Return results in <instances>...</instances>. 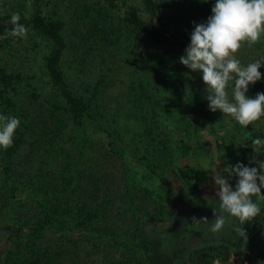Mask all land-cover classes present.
<instances>
[{
    "label": "rangeland",
    "instance_id": "obj_1",
    "mask_svg": "<svg viewBox=\"0 0 264 264\" xmlns=\"http://www.w3.org/2000/svg\"><path fill=\"white\" fill-rule=\"evenodd\" d=\"M214 2L152 0L149 7L144 0H0V116L19 118L14 139L29 138L44 113L49 126L51 118L68 125L59 143L72 136V118L63 111L68 106L63 85L49 67L60 48L56 66L64 80L84 102L93 100L85 118L93 142L84 160L118 174L110 183L122 187L121 194L113 195L116 205L97 220L85 216L87 195L80 190L72 204L75 211L38 236V245L27 242L32 222L21 225L15 211L1 210L0 229L14 231L8 236L14 246L2 253V260L157 264L173 257L172 264H202L200 258L210 253L205 264H264V201L257 199L261 210L249 221L229 217L219 233L207 225V219L215 218L214 209L219 212L211 168L237 162L258 166L253 157L264 160V152L257 153L254 147L259 146L252 145L256 137L264 143V116L245 128L230 115L211 111L201 73L179 61L190 43L193 21L205 22ZM13 14H19L18 23L27 30L23 37L9 34ZM235 55L245 65L264 61V37L251 46L242 43ZM259 92H264V77L250 85L248 95ZM228 94L231 98L230 89ZM189 102L203 114L189 110ZM53 104L59 109L51 113L47 109ZM183 141L192 149L187 157L182 156ZM118 149L125 154L138 149L152 173L138 164H130L127 172L128 162L113 158ZM22 152L29 160L35 155L29 145ZM41 160L55 170L63 157ZM84 178L92 193L91 179ZM235 182L234 177L230 183ZM126 187H132L135 204L127 203ZM138 222L143 225L135 231ZM211 246L222 248L216 252Z\"/></svg>",
    "mask_w": 264,
    "mask_h": 264
},
{
    "label": "trees",
    "instance_id": "obj_2",
    "mask_svg": "<svg viewBox=\"0 0 264 264\" xmlns=\"http://www.w3.org/2000/svg\"><path fill=\"white\" fill-rule=\"evenodd\" d=\"M144 2L147 6H152V0H144ZM38 23L42 25L41 20H39ZM55 39L58 44H61L60 38L57 39L56 37ZM59 53L60 48L52 55L49 67L52 74L55 75L56 79L63 85L64 94L68 102V106H66L63 111L72 118V129L70 131L73 132L72 136L63 141L62 144L59 143V139L66 136L65 128L68 125L64 124L63 119H54L53 121V118H51V126H49L50 119L44 117L46 116L44 111L48 110L54 113L56 109H59L58 105L53 104V108L49 107L47 110L41 112L42 114L44 113V115L43 117L39 115V118L35 122V130H32L29 138L24 135L19 136L14 139L13 144L7 149L0 148V211L3 209L15 211L16 214L14 218L21 225L26 224L30 226V222L34 224L33 227H30V235L26 234V236H29L27 237V242L32 241L33 245H38V236H44V232L47 229L58 224V219L69 214L71 210L75 211L72 204L74 202V196L77 197L80 190L87 195V201H83V209H86V212H88L85 216H87L88 219L94 218L97 220L105 218L106 215H108L109 210L117 203V198L113 195L121 194L120 189H122L120 184L114 186L110 183V180L117 178L118 174L111 173V171L109 172L103 168L97 170V163L95 164L96 166H94L91 165V163H87V160H84L87 148L90 146L91 141L93 142L92 137H90L87 132L85 120L86 115L89 114V109L93 100L90 99L89 102H84L74 94L56 66V61L60 55ZM187 107L196 114H203L194 102H189ZM42 123H46L48 128L44 129L41 125ZM104 131L108 136L111 133L109 130ZM46 144L47 149L45 150ZM183 144L184 148H182L181 151L182 156L187 157V155L192 152V149L186 142L183 141ZM24 145H29L35 153L30 160L22 152ZM118 150L119 151H115L113 158L126 160V162H128L127 165H129L127 166V172L131 168L130 164H138L143 171L152 173L150 163L145 165V158L143 155L137 153L139 152L138 149L136 152H129L128 154H125V152L120 149ZM147 153L149 156L150 152ZM126 155H128L129 158ZM45 156L48 158L52 156L63 157L61 165L58 161L57 164H55L60 168L55 170L51 167L46 168L45 163L52 165V162L46 159L44 163L41 159ZM54 159L55 158H53L52 161H54ZM137 172H139V170H135V172L131 171L132 174L130 177L134 179L135 173ZM85 176L92 181V193L89 192L91 191L90 188L85 186V180H83ZM124 190L125 196L130 195L127 197V203L131 205L135 204L134 197H132V187H126ZM103 193L104 198L102 199ZM252 199L258 202V196L253 195ZM143 211L147 212L146 209ZM153 221L154 219L149 216L148 223ZM142 225V222H138L137 227L133 229L139 231ZM13 233L14 231L10 229H0V239L8 238V236ZM52 239L57 238L53 237ZM9 241V248L6 252H9L14 246V241ZM242 243L243 242H240L239 246ZM62 245L64 246V243H62ZM221 248L222 247L211 246L210 250L218 252L221 251ZM202 251H205V249ZM211 255L210 253H206L205 256L201 257L200 260L202 264H205V261L211 257ZM52 257H54V255H52ZM172 261L173 257H167L157 264H172ZM2 264H9L7 257L5 260H2Z\"/></svg>",
    "mask_w": 264,
    "mask_h": 264
},
{
    "label": "clouds",
    "instance_id": "obj_3",
    "mask_svg": "<svg viewBox=\"0 0 264 264\" xmlns=\"http://www.w3.org/2000/svg\"><path fill=\"white\" fill-rule=\"evenodd\" d=\"M19 19V14L12 15L13 28L9 34L23 37L27 30L18 23ZM193 25L190 43L179 57L180 63L201 73L206 85L205 99L211 111L220 110L240 126L248 127L264 116V92L254 97L248 95L250 85L264 77L260 71L264 61L255 60L245 65L235 54L242 43L247 42L251 46L264 37V0H215L207 20L193 21ZM228 89L231 90V98ZM19 125L20 120L16 116H0V148L7 149L13 144ZM252 145L259 146L254 147L257 153L264 152V143L259 137L252 140ZM253 160L258 166L237 162L220 170L215 165L211 168L219 198V212L214 209L215 218L207 219L212 233L221 232L229 217L244 223L259 214L260 205L253 201L252 196L264 201V160L255 157ZM234 177L235 185L230 183Z\"/></svg>",
    "mask_w": 264,
    "mask_h": 264
},
{
    "label": "water",
    "instance_id": "obj_4",
    "mask_svg": "<svg viewBox=\"0 0 264 264\" xmlns=\"http://www.w3.org/2000/svg\"><path fill=\"white\" fill-rule=\"evenodd\" d=\"M10 241L8 238L0 239V264H2V258L1 255L4 251H6L9 248Z\"/></svg>",
    "mask_w": 264,
    "mask_h": 264
}]
</instances>
